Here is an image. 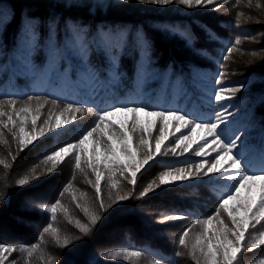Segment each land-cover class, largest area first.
Masks as SVG:
<instances>
[{
  "label": "snow or ice",
  "instance_id": "1",
  "mask_svg": "<svg viewBox=\"0 0 264 264\" xmlns=\"http://www.w3.org/2000/svg\"><path fill=\"white\" fill-rule=\"evenodd\" d=\"M131 2L132 0H61V3L57 5V9L62 13L59 20H57L56 14L46 18L49 36V64L45 69L37 68L31 61L32 53L39 46L37 22L34 17L25 16L15 45L20 55L14 53L12 57L13 62H18L10 63L13 75L50 76L52 73H56L67 79L68 73L74 70L80 80L87 82L90 92H94L97 87H110L118 83L121 80L119 72L121 57L129 45L131 33H126L122 26L108 25L103 21H95L90 24L89 21L93 19L94 15H99L102 9L111 10ZM135 2L161 7L178 5L189 10L212 6L213 11H219L223 9L224 5L229 4L230 0H223L222 3L218 0H135ZM242 3L262 18L257 19L256 23L264 22V0H255V2L254 0H235L232 6L235 7ZM79 12H84L86 15H74ZM241 17H245V13L237 12L235 21L237 27L240 25ZM5 19L6 17H0V24H3ZM246 19L250 20L252 17L247 16ZM61 26H63L66 37L62 46L54 40V35L58 34ZM182 35L193 40L191 33L186 32ZM207 38L215 39V36L209 34ZM135 39L141 53L136 68L137 95H139V85L147 74L154 45L143 29L135 30ZM244 39L256 42V37H244ZM242 43V37L237 35L234 41L229 42L224 49L222 60L230 61L232 54L236 52L244 55L245 52L240 47ZM93 54L98 55L96 62L91 59ZM200 54L204 55L205 53L201 52ZM247 55L250 57L247 61L249 65L254 64L257 60H264V50H252L247 52ZM61 60L66 61L69 65L63 73L59 70ZM225 69L226 64H221L217 78L214 80V83L220 87L210 93L216 102L230 101L236 93L241 91V88L247 87L245 84L225 86L224 78L227 75ZM105 72H107L108 79L102 80L101 77ZM116 100L118 102L112 103L104 109L88 107V111H95L97 116L94 126L86 130L77 141L59 147L44 156L41 163L46 166L49 162L51 163V167H47L44 172L37 174L39 166H34L28 174L16 180L18 186L29 185L31 181L40 179L41 175L51 174L59 164L65 161V158L74 156V170L84 173L87 182L95 188V198L92 204L87 201L81 203L76 195H72V202L87 218L86 223L80 219L75 220V226L80 235H61L60 229L52 223L57 220L58 211L62 212L65 217L69 216V209L62 204L61 199L58 198L50 204H39L37 207L51 213L52 221L43 227L39 243H33L31 246L0 243V264H18L17 259H11L12 254L17 251L27 254L25 257V264H27V258L32 257L40 249V245L45 243V234L52 237L56 247L66 248L74 240L78 241L89 236L103 218L102 214L114 205L130 198H143L161 186L189 179H200L209 176V174L218 175L221 180L229 182V190L220 197L218 206L212 215L195 219L194 223L182 232L178 239V250L175 252V256L183 257L186 254L194 264H240L246 252L264 248V230H262L264 229V143L261 148V167L253 170L239 150L247 139L246 135L242 138V135L235 134V132L232 134L226 132L228 126L233 123L228 119L233 116V113L228 111V106L222 105V110L215 113L214 120L211 118L204 120L188 113H182L179 109L151 108L148 104L137 102L132 98H129L127 102H119V96H116ZM33 101H36L34 108L32 107ZM49 103L53 108L58 107L56 99L49 101L39 95H28L20 107H17L18 100L15 98L0 99V145L16 144L19 151H23L34 141L44 136L46 131L52 132L61 129L64 124L70 123L67 119L61 120L65 113H72L74 120L76 119L75 113L82 110L72 102L65 103L59 110V114L49 109V115L37 130L41 109ZM116 116L127 119L116 122L113 120ZM141 116L155 119L141 121ZM5 117L6 120L3 119ZM29 117H31L32 127L30 131H26ZM53 117H55L54 122ZM156 121L159 122V135L146 136L144 133L157 127ZM169 121L176 122L175 132H181L182 129L188 131L186 134L182 133L176 137L174 142L166 145L165 141H168L169 137L165 134V127ZM221 125L225 127L221 128ZM237 131L243 132L244 130L237 129ZM136 133L141 134L137 137ZM7 136L11 137V141L7 139ZM209 137L212 139L209 140ZM150 140L154 143H150ZM89 141L91 155L85 159L84 145ZM262 141H264V137H262ZM193 145H197L193 150L196 157L208 155L206 150L209 148L216 155L211 161L206 159L193 161L184 166L171 167L161 171L155 179L147 183L138 196L135 195L136 185L140 178L138 173L150 161L158 156L169 154L177 157L183 156L193 149ZM8 155L11 156L12 161L17 159V156L13 155L10 150ZM85 164L95 176L94 183L87 176ZM0 165H3L5 171L12 167L6 158H0ZM117 173L119 179H113ZM126 173L127 175H125ZM105 177L108 182L107 201L101 185V181ZM121 180L132 187L126 188ZM6 187L7 185H5ZM72 190L73 184L69 181L60 191L59 196L62 198L65 193H71ZM113 190H115V194H113ZM86 196V193H80L81 199ZM10 197V192L6 196L5 191H0V205L6 203ZM96 202H98V210L95 208ZM225 214L227 221L223 218ZM181 218L178 214L167 215L158 222L164 223ZM68 223L71 224L72 219H68ZM197 225L201 227V231L197 232L193 239H189L190 232ZM42 255H44L43 252ZM121 255L124 259L139 260L145 257V253L141 250L121 249L108 252L105 259H115ZM57 260L56 255H47V264H57ZM149 264H176V262L155 259ZM259 264H264V259L260 260Z\"/></svg>",
  "mask_w": 264,
  "mask_h": 264
},
{
  "label": "trees",
  "instance_id": "2",
  "mask_svg": "<svg viewBox=\"0 0 264 264\" xmlns=\"http://www.w3.org/2000/svg\"><path fill=\"white\" fill-rule=\"evenodd\" d=\"M234 2L235 0H230V3L224 5L223 9L219 11H213L212 6L189 10L178 5L161 7L140 4L135 0L111 10L102 9L100 14L94 15L89 23L103 21L108 25L122 26L126 33H131V39L121 57L119 68L121 80L110 87H97L94 92H90L86 81H75L78 76L74 70L68 73L67 79L55 73L50 76L13 75L10 63L18 62H13L12 57L14 53L20 55L15 45L24 17L31 16L36 19L39 46L32 53L31 61L37 68L45 69L49 64V36L46 18L56 14V18L59 20L62 13L57 9V5L60 3L58 1L0 0V17H6L5 22L0 24V99L24 100L28 95H39L49 101L56 99L57 104L63 105L72 102L82 109H88V107L103 109L108 100L114 102L116 96H119L136 99L137 102H143L151 108L157 109L163 108L168 102L173 101L171 99L174 98L172 97L174 90L178 101L177 105L182 113L191 114L198 119V116L206 115V113L212 114L215 112L214 104L206 108L199 101H195L198 94L201 97L212 96L203 89L196 90L194 88L190 83L191 74H195L206 84L214 85V78H217L220 65L226 64V70L230 67V72L233 75L229 84L237 81L247 86L251 83L264 84V60H257L251 65L247 63L250 59L247 52L264 50V35H261L264 33V22L256 23L257 19L262 18L255 11L248 9L243 3L233 7ZM237 12L245 13V17H241L239 27L235 23ZM74 15L85 16L86 13L79 12ZM247 16H251L252 19H246ZM136 29H143L154 45L147 74L139 85V95H137L136 68L141 53L135 39ZM186 32L192 34L193 40L182 35ZM209 34H214L215 39L207 38ZM237 35L243 39L240 47L245 54L233 53L232 59L225 62L222 60L224 49L229 42L234 41ZM244 37H256V42L244 39ZM65 39L64 29L61 26L58 34L54 35V40L62 46ZM201 52L205 54L201 55ZM91 59L96 62L98 55L93 54ZM68 67L66 61L59 62L61 73ZM101 79H108L107 72ZM20 92L25 94L21 96ZM180 93L182 94L179 95ZM255 97L247 96L239 99L236 104L239 119L247 116L248 103L251 104ZM93 118H97V116ZM87 123L88 120L85 124ZM7 139L11 141L10 136H7ZM9 150L17 156L15 161H12L11 156L8 155ZM40 150V147H34V149L25 148L23 151H19L16 144L0 145V158H6L12 164V167L7 171L3 169V165H0V191H5L6 196L9 192L11 193L10 199L0 205V225L4 226L0 229V243L24 244L26 246L39 243L43 227L52 221L51 213L43 211L37 205L54 203L58 198L69 209L68 217L58 211L57 220L52 222L60 229L61 235H80L75 226V220L80 219L84 223L87 222L83 212L76 208L72 202V195H76L81 203L87 201L92 204L95 198V188L87 182L84 173L74 170V156L65 158V161L59 164L51 174L41 175L40 179L31 181L29 185L18 186L16 184V180L28 174L34 166H39L37 174L44 172L47 167H51L50 162L47 166L41 163L43 158ZM185 164L186 160L184 163L165 160L149 163L138 173L140 178L136 185L135 195L138 196L147 183L155 179L161 171ZM84 167L88 178L94 183L95 176L92 173L88 174L91 170L87 169L86 164ZM113 179H119V174L117 173ZM69 181L73 184V190L71 193H65L61 198L59 193ZM121 183L126 188L132 187L125 181L121 180ZM52 184H57V186H53L51 195L48 194V196L36 200L29 199L40 192L44 193V188ZM5 185H7L6 188ZM101 185L107 201V177L101 181ZM212 188L213 186L204 181L197 185L189 184L188 187L186 184H175L161 187L160 190H154L140 199L130 198L120 202L102 214L103 218L89 236L78 241L74 240L66 248L56 247L52 237L45 234V243L40 245V249L32 257L27 258V264H47V255H56L58 257L57 264H149L155 259L172 260L176 264H194L186 254L183 257L175 256V252L178 250V239L182 232L194 223L195 219L206 218L215 212L222 195ZM201 191L206 192L205 196H199ZM81 192L87 194L83 199L80 197ZM176 193L186 197L188 203V206L180 211L168 208L176 206L175 201L171 199L173 197H170ZM113 194H115V190H113ZM196 196L202 199H198ZM150 202L151 204H149ZM177 204L180 202L178 201ZM156 205L168 208L165 210L167 215L178 214L182 217L176 222L169 223L170 228L167 231L173 232L172 234L162 235L160 233L162 228L150 222L152 217L147 210L155 211ZM95 208L98 210V202L95 203ZM159 216L163 217L162 214ZM223 218L227 221L226 214ZM68 219H72L71 224L68 223ZM180 221L183 223L182 226H180ZM200 231L199 225L194 227L189 234V239H193L195 234ZM105 237L110 240L105 242ZM121 249L141 250L145 253V257L139 260L124 259L121 255L115 259H105L108 252ZM179 250L184 251L183 249ZM25 257H27L26 253L22 254L17 251L12 254L11 259H17L18 264H25ZM262 259H264V248H257L253 252H246L240 264H259Z\"/></svg>",
  "mask_w": 264,
  "mask_h": 264
},
{
  "label": "rangeland",
  "instance_id": "3",
  "mask_svg": "<svg viewBox=\"0 0 264 264\" xmlns=\"http://www.w3.org/2000/svg\"><path fill=\"white\" fill-rule=\"evenodd\" d=\"M53 1H58L61 3V0H53ZM218 2L221 3V2H223V0H218ZM226 73H227V75L224 78V85L225 86L231 87V86H240L241 84H243L239 81H237L236 83H230L229 84V82L233 79L232 72H230V67L228 70H226ZM215 79L216 78H214V80ZM75 81L80 82V78L79 77L76 78ZM190 83L193 84V86L196 90L203 89L204 91H207V93H209V94L220 87L219 85H216L215 83H214V85L206 84L202 79L197 77L195 74H191ZM253 95L256 97L254 100H252L251 104L248 103V106H247L248 111L246 110L247 116L246 117L244 116L241 119H239L240 118L239 114L236 112L237 111L236 110L237 102H239V99H243L247 96L254 97ZM25 100L26 99H24V100L18 99L17 107L22 106V104ZM262 100H264V84L260 85L258 83L257 84L251 83V84H249V86L241 88V91L236 93L235 97L230 101L216 102L214 100V96L209 98V100L204 99V101H205L204 105L209 104L210 106H212L211 104H214L213 107H214L215 112H213L212 114L208 113L207 116H205V115L201 116V117H203L204 120H207L209 118L214 120L215 119V113L222 110V105L228 106V111L233 113V116L229 117L228 119L230 121H233V123L228 126V129H226V132H227V134H232L233 132H235V134L242 135V138H243V136L246 135L247 139H246L244 145L242 147H240L239 150L243 153L244 159L248 162L249 167L253 170L259 169L261 167V164H262V160H261L262 145L261 144L264 143V141H262V137H264V133L261 134L262 130L264 129V103H262ZM202 103H203V100H202ZM35 105H36V101H33L32 107L34 108ZM57 105H58L57 108H53L51 103H49V104L45 105V107L43 109H41V117L37 121V130H39V125H41L43 120L46 119L47 116L49 115V109H52L53 112H55L56 114H59V110L63 108L64 104L63 105L57 104ZM77 107H79V106H77ZM206 108H207V106H206ZM72 115H73L72 113H65L64 116L61 117V120L63 121L65 119H67L70 121V123L64 124L61 129H57V130H54L52 132L46 131L44 136H42L39 139H37L36 141H34L33 144L29 145L27 148L34 149V147H40L41 157L44 158V156L49 154L51 151H54L57 148L62 147L68 143H73V142L77 141L86 130H88L94 126L95 121L97 119V118H93V117H96L95 113L89 112L88 109H82L80 112L75 113L76 119H74V120L72 119ZM3 119L6 120V117ZM124 119H127V118L122 117V116H116L113 118V120L116 122H119V121L124 120ZM140 119H141V121H147V120H154L155 118H149V117L141 116ZM54 120H55V117H53V122H54ZM87 120H88V123L85 124V122ZM175 123H176L175 121L167 122V126L165 127V134L168 135L169 140L165 141L166 145L174 142V139L176 137H179L182 133L186 134L188 131L187 129H182L181 132H175V128H174ZM156 124H157V127L150 129L148 133H144V134L146 136L151 135L152 137L159 135V122L156 121ZM31 127H32L31 117H29L27 124H26V131H30ZM224 127H225L224 125H221V128H224ZM237 129H243L244 131L239 132V131H237ZM140 134L141 133H136L135 135L138 137ZM208 139L211 140L212 138L209 137ZM150 143H154V141L150 140ZM196 147H197V145H193V149H190L189 152L185 153L183 156L177 157V156H172L171 154H169L167 156H158L153 161H157V160L158 161H160V160L179 161L180 163H184L185 160H186V163L193 162V161H200V160H204V159L211 161L216 155V153L212 152L211 148H209L206 150L208 155H206L205 157H196L193 154V150ZM84 149H85V153H86L85 159H87L88 156L91 155V143H90V141L86 142V144L84 145ZM153 161H150L149 163H151ZM179 166L180 165H178L176 167H179ZM91 173L92 172H88V174H91ZM203 181L207 182V183H209V185L213 186L212 189H214L220 195H223L224 193H226L229 190V182L221 180L218 175H214V174H209V176L202 177L200 179H189L187 181L174 182V183H172L170 185H166V186H171V185H175V184H177V185H179V184L185 185L186 184L188 187L189 184L190 185H197V183L203 182ZM55 185L57 186V184H55ZM55 185L52 184V185L44 188L45 189L44 193H46V194L40 192L36 196L34 195L35 197L33 196L32 198H29V199L30 200H32V199L36 200L37 198L48 196V194L53 192V186H55ZM161 187H165V186H161ZM161 187L158 189H155V190L158 191L161 189ZM200 193L201 194L199 196H201V197L205 196V194H206L205 191H201ZM199 196H196V198L200 199L201 197H199ZM170 197H173L171 199H173L175 201L176 206H170L168 208H171L173 210L177 209V211H180L181 209H184L185 206H188L187 205L188 203L186 202V197H182L181 194L176 193L174 196L172 195ZM176 201L177 202L179 201L180 204H177ZM149 204H151V202ZM168 208H164V207L156 205L155 211L154 210H147V211H149L148 213H150V215L152 217V220H150V222H152L155 225H158L162 228V229H160V233L162 235L172 234L173 232L167 231V229L170 228L169 223L178 221V220H174V221H167L164 223L158 222L163 217L167 216V214L165 213V210ZM191 209L196 210L194 208H191ZM161 214L163 215V217L159 216ZM156 215H157V217H156ZM179 223H180V226H182L183 223L181 221ZM2 228H4V226L0 225V229H2ZM258 228H259V226H258ZM262 230H264V229H262ZM109 240L110 239H108V237L107 238L105 237L104 241L108 242Z\"/></svg>",
  "mask_w": 264,
  "mask_h": 264
}]
</instances>
